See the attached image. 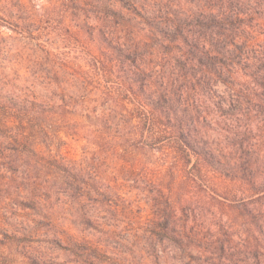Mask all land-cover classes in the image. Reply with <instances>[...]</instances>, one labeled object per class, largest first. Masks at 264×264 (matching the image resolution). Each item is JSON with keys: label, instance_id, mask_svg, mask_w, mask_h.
Listing matches in <instances>:
<instances>
[{"label": "rangeland", "instance_id": "1", "mask_svg": "<svg viewBox=\"0 0 264 264\" xmlns=\"http://www.w3.org/2000/svg\"><path fill=\"white\" fill-rule=\"evenodd\" d=\"M0 93V227L44 264H178L164 222L264 264V0H0Z\"/></svg>", "mask_w": 264, "mask_h": 264}, {"label": "trees", "instance_id": "2", "mask_svg": "<svg viewBox=\"0 0 264 264\" xmlns=\"http://www.w3.org/2000/svg\"><path fill=\"white\" fill-rule=\"evenodd\" d=\"M7 2L11 0H6ZM17 13H22L23 8L17 7L14 9ZM11 98L0 93V109L3 107V110L8 111H21L26 110L28 107L24 104L20 105H10ZM7 112L0 111V126L9 128L15 122L13 120L5 119ZM176 144L180 147V151L184 153L193 154L198 159L201 158L207 166H212V155L207 153L204 149H198L191 145L188 135H179L177 138ZM167 223L157 224L154 229V233L150 235L151 240L154 242H160L161 244L170 245L172 248L177 250L178 256L174 259L178 264H189L191 260L190 252L191 250H203L200 238L194 233H188L189 231L185 227H169ZM167 237H166V236ZM159 236V238H154ZM24 233L19 230L6 229L0 227V264H44L42 261V255L37 253V255H32L29 253L30 247H28L27 241L23 238ZM166 239V240H165ZM196 264H225L222 259L218 257L203 258L200 256L196 259Z\"/></svg>", "mask_w": 264, "mask_h": 264}]
</instances>
